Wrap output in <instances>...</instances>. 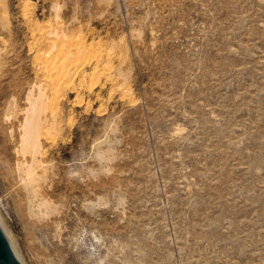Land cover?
<instances>
[{
    "label": "rangeland",
    "instance_id": "obj_1",
    "mask_svg": "<svg viewBox=\"0 0 264 264\" xmlns=\"http://www.w3.org/2000/svg\"><path fill=\"white\" fill-rule=\"evenodd\" d=\"M36 87L47 221L15 169ZM0 214L21 264H264V0H0Z\"/></svg>",
    "mask_w": 264,
    "mask_h": 264
},
{
    "label": "bare ground",
    "instance_id": "obj_2",
    "mask_svg": "<svg viewBox=\"0 0 264 264\" xmlns=\"http://www.w3.org/2000/svg\"><path fill=\"white\" fill-rule=\"evenodd\" d=\"M62 31L63 30H61V32ZM49 32H50L49 34H52V35H54V37H56L57 41L59 39L58 38L59 35H60V37L65 35V33L59 34L60 32H58L57 29H55V28L54 29L52 28V30H50ZM81 36H79V37L77 36V40L79 41L78 42L79 46L77 47V51L73 50L72 48H71L72 49L71 50L69 48V45L66 42L69 39L67 40L65 38L66 35H65L64 39H62L63 42L60 41L61 45L58 48H56L57 44L55 45L54 42L56 41V39L54 38L55 41L53 43H51V46L49 48H47V46H46L47 50H46V48H44L46 50V53H44V51L42 52V49H40L41 52L43 53V54H41V53L39 54L40 59L43 57L47 63L46 64L44 62L46 65L43 64L44 65L43 67L46 66L48 76L54 74V76L57 77V81H58V79L63 78V76L67 75V73L69 71V65H71L70 62L75 57L80 56L82 54V52L84 53V52L89 51V49H90L89 45H91V44L87 45L86 41ZM68 42H70V40ZM56 43L59 44V42H56ZM81 50H83V51H81ZM37 51H38V53L40 52L39 49ZM39 55H38V57H39ZM40 62H41V60H40ZM45 70L46 69H44V72H45ZM68 76H70V75L68 74ZM50 78H52V77H50ZM57 83H59V82H57ZM57 83L55 82V84H57ZM50 84H52V83H50ZM38 85H41V83ZM38 87H40V86H38ZM38 87H36V89ZM53 89H54V87H53ZM37 90H38V93H36L37 94L36 96L34 94L35 97H33V94L31 95V92H33V91H31L30 93L28 92V94L26 95L27 96L26 101H28V105L24 109L22 120H20L18 141L17 140L15 141L18 143L17 147H16L17 148L16 153H18L21 156V158H23V159L17 158L20 160L17 162L15 161L17 164V165H15L16 166L15 169L19 173L18 176L21 179V184L23 186L22 188H24V190H25V197L28 201L27 205H29V208H31V212H29V213L31 215H33L35 218H37V221L45 220V219L47 221V219L51 218V216L54 214L56 208L50 206L52 203V202H50L51 200L50 201H49V199L47 200L45 198V196L43 195L45 193L41 192V191H44L45 189H44V187L42 188V184L40 183V181H41V179H44L45 177H44V175L43 176L39 175L40 173L38 174L35 169H37V167H39V165H41L40 161L38 160L39 158L37 157V155L42 154V152L40 151V149L42 147L41 146V144H42L41 138H43V136H46V138L52 137L51 131H53V128L56 126H54L53 123L49 124V127L45 126L46 122L48 123V121H46L48 119H45L43 117L42 113L47 110V105H49L50 101L47 100L48 97H47L46 93H44L45 90L43 91L42 88H39ZM56 95H57V93H56ZM55 97L54 98L52 97L53 100L56 99ZM6 115H8V114H6ZM11 115H12V113H11ZM53 121H54V119H53ZM55 132H57V131L55 130ZM42 163H43V161H42ZM43 173H45L44 170H43L42 174ZM45 191H46V193H48L47 190H45ZM0 224L3 226L4 230L6 231L7 235L5 234L3 228L0 225V227L2 228L6 237L8 236L7 240L9 241V238H10V241L13 243V241H12L13 238L10 236L11 234L9 233V230L6 229V227L3 223V219H2L1 214H0ZM10 241H9V243H10ZM10 245H11V243H10ZM11 247H12V245H11ZM18 257H19L18 259H21L20 256H18Z\"/></svg>",
    "mask_w": 264,
    "mask_h": 264
},
{
    "label": "water",
    "instance_id": "obj_3",
    "mask_svg": "<svg viewBox=\"0 0 264 264\" xmlns=\"http://www.w3.org/2000/svg\"><path fill=\"white\" fill-rule=\"evenodd\" d=\"M0 264H21L0 227Z\"/></svg>",
    "mask_w": 264,
    "mask_h": 264
}]
</instances>
